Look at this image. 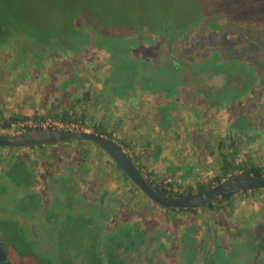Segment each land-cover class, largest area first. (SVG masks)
<instances>
[{
  "label": "rangeland",
  "instance_id": "rangeland-1",
  "mask_svg": "<svg viewBox=\"0 0 264 264\" xmlns=\"http://www.w3.org/2000/svg\"><path fill=\"white\" fill-rule=\"evenodd\" d=\"M10 1L13 2V0L5 2L9 4ZM20 1L22 10L24 7L27 17L33 20L31 27L35 32L32 31V35L25 36L9 33L6 39V49L0 52V111L3 118H8L12 114L30 117L33 114L44 115L46 110L43 107L45 105L49 107L52 104L59 105V102L68 101L70 98L68 92L74 88L80 95L90 92L92 101H97L96 108L91 110L95 116L94 121L98 122L104 114L110 116L109 122L118 126L116 141L122 145V149L144 175L148 177L150 175L149 178L152 180L169 179L179 185L176 189L178 191H181L182 186L187 183L209 184L215 176L214 161L209 156L210 152L216 150L219 142L227 141L228 137L233 136L239 137L240 158H243L245 154H251L254 158H259L260 161L257 163L264 170V131L258 132L252 128L240 131L233 128L237 113H249L264 99V47L255 48L256 42L251 43L250 37L239 34L234 28H231L246 17V14L239 12L241 9L239 6L245 2L244 0H85V12L80 5L81 0H68L66 5L72 7L73 10H70L72 13L63 9V0ZM247 1L250 3L253 0ZM218 10L225 11L223 14L225 17L226 14L231 16L227 19L231 27L228 24L226 28L220 30L219 36H213L208 33L207 25L219 22V18L216 17ZM90 12L91 19H99L100 22L106 24L108 28H103V32L110 31L109 34L113 36L112 40L117 42L116 44L95 45L94 40L97 36L94 38L93 36L99 34L102 28L95 31L93 28L92 30L94 24L89 19ZM124 25L151 28V30L145 29L144 33H138L130 38L137 43L136 47H140L139 38L141 36L153 40L151 50L141 56L137 54L139 49H134L136 51L133 50L134 53H132L128 46L129 52L126 54V59L135 67H138L136 64L139 63L140 57H146L147 60L152 61L158 58L161 53L174 55L178 53V57L181 56L187 62L193 60L196 67L202 68L209 64L211 59L209 55L214 54L213 47L220 45L221 50L228 57L245 55L253 60L249 61L246 57L244 59L253 65V72L258 77L261 87L259 83L254 86L248 85L251 87L250 90L237 106L226 110L216 109L214 112L207 110L206 106H202L201 101L198 98L195 100L187 90L177 92L178 95L174 98L177 108L174 102L170 103L160 93L136 92V94L127 95L125 98H113L109 91L110 87H108L111 71L109 55L103 49L124 51L126 44L122 42L125 39L119 38L116 34L117 27L122 32ZM81 26L84 32L81 31ZM126 29L128 27L124 28V30ZM178 30L184 31L192 38L186 46L178 47L179 38L175 35V32H179ZM38 36L42 42L51 44L50 48L43 49V53L28 45L30 40H36L39 38ZM104 37L107 38V35L105 34ZM59 38L60 40L65 38L72 45V48L69 47L68 50H70L64 56L58 53L61 46L60 40L57 41ZM16 50L19 57L12 60L11 58L14 56L12 53ZM79 50L80 52H78ZM201 56L199 65L196 62L200 61L199 57ZM13 63L18 65L15 66ZM161 75L166 74L161 73ZM72 77L75 80L74 85L72 87L68 85L66 91L63 92L62 84L68 82ZM152 77L151 80H154L159 76ZM250 80L249 76L240 72L232 77V81L239 88H245L246 83ZM172 84L173 81L167 80L159 88L162 93L170 94ZM200 88L204 89L205 87L201 86ZM172 90L175 91V89ZM187 92L188 94L185 95ZM233 93L230 90L227 93V98ZM241 94L238 92L234 98L236 97L238 100ZM262 120L264 122V117ZM29 122L35 124L36 127L39 126L38 123H42ZM43 124L44 128L42 129H64L50 120H46ZM90 126L91 123L88 122L86 128H90ZM70 130L82 129L73 127ZM84 131L92 132L91 129H84ZM14 132L22 133L21 130L16 129H0V135H13ZM155 144L161 148L160 155L156 160L152 157ZM85 148L92 152L89 154L87 165L89 175L86 184L79 181L78 187L87 189L88 192L85 194H88L90 199L92 187L105 186L100 184L99 180L103 177L104 181H107L108 167L113 166L111 159L103 151ZM52 149L55 148H46L45 152L48 156L51 155ZM9 151L10 149L0 150L2 154L0 163H5L3 160L9 156ZM14 154V157L18 158L23 154V151H16ZM30 156L35 162L32 169L37 178L50 173L52 161L43 162L42 159L40 160L39 154L35 152L30 153ZM56 161L67 163L69 159L61 155L57 157ZM178 167H193V170L186 179H182L184 171L177 169ZM113 170L120 174L117 168L113 167ZM173 171L175 173H172ZM106 185L111 191L117 188V185L112 182ZM239 197H235L237 200L236 213L246 209L247 205V201L245 202ZM124 200L127 201L128 197L126 196ZM127 215L128 213L123 214L118 219L123 221L128 217ZM213 215L210 211L194 215L195 222L199 226L200 216L209 218ZM247 216L245 214L238 221L234 214L227 220L234 226L263 223V219L259 216L252 222ZM178 219L179 226H181L187 223L190 217L189 215H180ZM178 231L180 232V227H172L171 231L169 228L167 229L164 240L168 241L169 249L167 252L164 251V255L171 259V261H167V264L172 263L186 249L184 245L179 246L181 242L175 238L179 235ZM147 239L151 238L148 236ZM184 240L185 238L182 237L180 241ZM177 247H182L178 254ZM213 249L214 245L207 242L198 251L202 258V255L207 256ZM149 256L142 262L163 264L159 261L157 253ZM248 259L246 253L239 254L238 258H233L232 255L230 257L232 264H258L259 257L257 255L250 261Z\"/></svg>",
  "mask_w": 264,
  "mask_h": 264
},
{
  "label": "trees",
  "instance_id": "trees-1",
  "mask_svg": "<svg viewBox=\"0 0 264 264\" xmlns=\"http://www.w3.org/2000/svg\"><path fill=\"white\" fill-rule=\"evenodd\" d=\"M5 1L0 0V52L6 49V39L9 33L25 36L32 35L35 32L31 27L33 20L27 17L24 7L22 10L21 1L13 0L9 4ZM244 1L239 6L241 8L239 12L246 14L243 20L231 27L227 20L231 16L226 14L225 17L223 15L225 11L218 10L216 17L219 18V22L209 23L207 25L208 33L213 36L218 35L220 30L226 28L229 24L228 26L234 28L239 34L250 37L251 43L256 42L255 48H263L264 1L253 0L250 3L247 0ZM67 3L68 0H63V9L72 13L70 10L73 9L67 6ZM80 5L85 12V0H81ZM89 19H91V12ZM91 20L92 24H94L92 30L93 28L94 31L102 28L99 34L93 36V38L97 36L94 40L95 45L117 43L112 40L113 36L109 34L110 31L103 32V28H108L106 24L100 22L99 19L92 18ZM128 26L132 27L130 25H124L123 27ZM124 28H122L123 31L121 32L117 27L118 32H116L119 38L125 39L122 42L126 44L124 51L103 49L109 55L111 71L108 78V87H110L109 91L112 97L123 98L127 95H134L136 92H150L152 94L160 93L167 99H174L171 97L174 91L172 89H175L173 85L170 94L162 93L159 88L166 83L165 75H159L157 79L151 80V76L144 69L146 61L149 60L140 56L151 50L153 40L149 37L142 39L140 40V47H136L138 46L137 43L130 39L134 33H144L145 29L148 31L151 28L133 27L136 28L134 31L124 30ZM81 31L84 32L83 27ZM105 34L107 38L104 37ZM175 35L179 38L178 47L186 46L192 39L189 34L181 30L175 32ZM31 37L34 38V36ZM59 40L60 38L57 41ZM28 45L39 49L42 53L45 47H51V44L42 42L40 37L36 40H30ZM60 45V52L58 53L61 56L68 53L69 47L72 48V45L65 38L60 40ZM128 46L131 48V52L134 49H139L140 61L136 64L138 67H135L133 63L128 62L129 60L126 59V54L129 52ZM213 51L214 55L210 61L213 62L212 64H215L214 62L217 60V65L222 67L223 70H230L232 77L237 72H240L251 79L246 83L245 88L233 87L231 89L234 92L232 96L227 98V93L230 89L220 96L221 105L225 103L226 108L235 107L250 90L249 88L251 87L248 85L254 86L260 82H258V77L253 72V65L247 61L253 60H250L245 55L228 57L221 50L220 45H215ZM12 54L14 55L11 58L12 60L18 59L17 50ZM33 56L36 57L34 54ZM245 57L247 60H244ZM13 64L15 66L18 65L17 63ZM73 78L62 84L61 89L63 92L66 91L68 85L71 87L74 85L75 80ZM259 85L261 87V83ZM238 92L242 94L237 100L234 95ZM68 93L70 95L68 101L59 102V105L52 104L49 107L45 105L43 107L46 110L44 115L33 114L30 117L12 114L8 118H3V114L0 111V129L10 130L11 125L15 122L35 121L43 123L46 120H50L64 129L73 127H79L82 130L91 129L93 133L106 137L122 147L116 141L118 126L109 122L110 116L108 117L107 114H104L98 122L94 121L95 116L91 110L96 108L97 101H92L90 92L80 95L72 88ZM173 102L174 100L170 103ZM256 106L249 113H237L233 128L240 131L252 128L255 131L263 132L264 99ZM88 122L91 123L90 128H86ZM33 130H42V128L27 129L25 132ZM15 134L16 132L13 133V135ZM238 138V136L228 137L227 141L219 142L216 150L210 152L209 156L214 161L215 176L209 184L187 183L182 186L183 189L181 191H178L176 189L179 185L171 180L166 178L152 180L149 178L150 175L148 177L138 167L137 169L155 191L170 198L189 197L233 177H263L264 170L257 163L260 161L259 158H254L251 154H245L243 158H240ZM85 147L94 148L102 152L94 145L63 143L40 146L33 148V150L32 148L28 150L12 148L9 151V156L3 160L7 164L4 176L6 184L11 188L10 194L20 195L22 173L23 187L26 181L30 184V177L28 176L26 163H22L19 160L20 157L16 161L14 160V152L23 151V156H30V153L35 152L39 154L40 160L42 159L43 162L52 161L53 164L57 165L56 159L58 156L64 155L69 159V162L65 163L64 169L62 165L59 167L64 175L58 178L54 177L51 180V182L55 181L57 183L56 187L58 190L56 194L60 195L61 198L54 199L51 207L44 213L43 219H41L43 223L41 229L44 228V230L41 233L33 235L19 230L22 208L23 218L37 214L41 201L37 198L38 194L35 192L29 193L33 195L29 200L25 201L23 198V206L22 201L17 199L5 203L4 208L1 209L0 230L3 232L2 235L9 239L14 246L17 245L18 251L23 258H26V264H150L142 261L147 260L150 254L155 253H157L160 262L167 264V261H171V259L166 258L167 255H164V251L167 252L169 249L168 241H165L164 238L167 235V229L169 228V231H171L172 227H180L179 235L175 238L181 242H178L179 246L184 245L186 249L170 264H232L231 255L233 258H238L241 253L248 254V261L257 255L259 257L258 264H264V190L229 193L214 200L202 210H169L165 214L163 208L145 198L112 162L111 165L117 168L120 174H117L113 167H108V180L104 181L103 177L99 180V183L105 186L101 188L93 186L90 191L92 195L89 199L88 194L85 196L83 190L78 187L83 175H86L89 171L87 165L89 163V154L92 152ZM153 147L156 150L154 158H157L161 148L156 144ZM46 148L55 149H52L51 155L48 156L45 152ZM0 155L2 154L0 153ZM127 156L129 155L127 154ZM70 169L74 170L73 174L68 173ZM183 171L181 178L186 179L192 170ZM172 173H175V171ZM111 182L117 185L114 191L109 190L108 185H106ZM126 196L128 197L127 201L124 200ZM237 196H240L239 198L245 202L247 201V210H239L236 213L237 200L235 197ZM207 211L214 215L209 218L200 216L201 221L198 226L194 215H200ZM127 213L128 217L125 220L118 219L121 215ZM234 214H236L235 218L238 221L247 214V218L251 222L259 216L263 219V223H255V225L251 223V225L247 226L241 224L244 227L241 225L234 226L227 220ZM180 215H189L190 220L179 226L178 217ZM51 217L55 220L54 223L51 221ZM35 236L39 238V241L36 242L34 240ZM148 236L151 239L148 240ZM182 237L185 238L184 241H180ZM33 242L37 243L36 247L33 246ZM207 242H211L214 245V249L207 256L202 255L201 258L198 249L202 245H206ZM177 248L178 254L181 252L182 247Z\"/></svg>",
  "mask_w": 264,
  "mask_h": 264
},
{
  "label": "flooded vegetation",
  "instance_id": "flooded-vegetation-1",
  "mask_svg": "<svg viewBox=\"0 0 264 264\" xmlns=\"http://www.w3.org/2000/svg\"><path fill=\"white\" fill-rule=\"evenodd\" d=\"M128 30L134 31L136 30V28L128 26ZM136 34L138 33H134L131 37H133ZM145 38L147 37L141 36L139 40H142ZM137 54L139 55V52ZM178 55H179L178 53L176 55L172 53H169V54L161 53L160 56L156 59H153V61H146L144 65V69L151 77L153 76L152 78L161 75V73H165L166 75L164 76V79L166 80V82L167 80L173 81L172 85L175 88V91L171 95V97L173 98H176V96L178 95L177 92L187 90L189 93H191L192 96H194L195 100L198 98L199 101H201V105L206 106L207 110H211L214 112L216 111V109L226 110V109L231 108V107L226 108L225 103L221 105L220 104L221 100H219V97L222 96L226 91H228L229 89L231 90L233 87H236V85L232 81L231 71L223 70L222 67L217 65L218 64L217 60H215L214 62L215 64H212L213 62H210L208 65L200 68V67H196L193 64L195 63L193 60L191 62H187L184 59H182L181 56L178 57ZM213 55L214 54L209 55L211 59ZM199 58H200V61L196 62L197 64L201 62L202 56ZM220 76H224L222 80L219 79ZM201 86L205 88L201 89L200 88ZM188 92L185 95H187ZM168 100L172 102V100L174 99H168ZM174 103L176 104L177 102L175 101ZM196 104L199 105V103H196ZM176 108H177V104H176ZM20 149L28 150L31 148H20ZM2 151H4V149H2ZM160 152H159V155H160ZM128 157L131 159L130 156ZM152 157L154 158V154L152 155ZM154 159H157V158H154ZM14 160L16 161L17 157H14ZM19 160L22 163L23 162L26 163L28 176L30 177L29 178L30 184L28 183V181H26L23 187V173H22L20 195H16L15 193L13 195L10 194L11 188L9 185L6 184L5 176H4L5 171L7 169V164L0 163V170L2 171V172L0 171V214H2L1 209L5 206V203L20 199L22 201V206H23V198L25 199V201L29 200L30 198L33 197V195L29 193L35 192L36 194H38L37 198H39V200L41 201L38 211L36 212L37 214L31 215V216H25L23 218V208H22V215L20 219L19 230L27 234L36 235V234L41 233L44 230V228L41 229V227L43 226L41 219H43V215L46 212V210H48L51 207V204L54 199H57L59 197L61 198L60 195L56 194L58 190L56 187L57 183L55 181L51 182V180L54 177L58 178L61 175H64V173L59 169V167L62 165L64 169L66 165L65 163H62V162L60 163L57 162L58 165L52 164L50 165L52 168L50 173L46 174L43 177L38 176L37 178V175L34 173L32 169L35 163L33 162L32 157L23 156L22 154ZM131 161L135 165L132 159ZM177 169L193 170V167H184V168L178 167ZM68 173L73 174L74 170L70 169ZM88 175H89V171L86 173V175H83L82 177L81 181H83L85 184H86V179L88 178ZM82 190L84 194L88 192L87 189H82ZM51 221L53 223L55 222V220L52 217H51ZM2 233L3 232L0 230V264H26V258H23L22 254L18 251V249L16 248L17 245L14 246L9 241V239H7L6 237L2 235ZM34 240L37 242L39 241V238L35 236ZM36 242H33L34 247L37 246Z\"/></svg>",
  "mask_w": 264,
  "mask_h": 264
},
{
  "label": "water",
  "instance_id": "water-1",
  "mask_svg": "<svg viewBox=\"0 0 264 264\" xmlns=\"http://www.w3.org/2000/svg\"><path fill=\"white\" fill-rule=\"evenodd\" d=\"M224 76H220L222 80ZM63 143L89 144L101 149L115 163L142 195L150 202L169 210H202L205 206L223 195L235 192L264 190L263 177H233L213 187L185 198H170L155 191L145 180L131 159L114 141L84 130L42 129L26 131L15 135H0V149L36 148Z\"/></svg>",
  "mask_w": 264,
  "mask_h": 264
},
{
  "label": "built area",
  "instance_id": "built-area-1",
  "mask_svg": "<svg viewBox=\"0 0 264 264\" xmlns=\"http://www.w3.org/2000/svg\"><path fill=\"white\" fill-rule=\"evenodd\" d=\"M39 126L36 127V125L32 124L31 122H15L11 125V129L13 130H21V131H25L27 129H35V128H44L42 127L44 124L43 123H38Z\"/></svg>",
  "mask_w": 264,
  "mask_h": 264
},
{
  "label": "crops",
  "instance_id": "crops-1",
  "mask_svg": "<svg viewBox=\"0 0 264 264\" xmlns=\"http://www.w3.org/2000/svg\"><path fill=\"white\" fill-rule=\"evenodd\" d=\"M154 146V145H153ZM155 153H156V150L154 151ZM157 159H158V157H157ZM156 160V159H155Z\"/></svg>",
  "mask_w": 264,
  "mask_h": 264
}]
</instances>
